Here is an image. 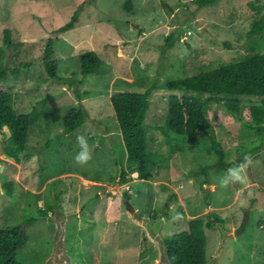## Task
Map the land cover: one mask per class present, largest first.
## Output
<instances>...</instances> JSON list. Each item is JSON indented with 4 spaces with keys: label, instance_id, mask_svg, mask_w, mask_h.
Here are the masks:
<instances>
[{
    "label": "rangeland",
    "instance_id": "rangeland-1",
    "mask_svg": "<svg viewBox=\"0 0 264 264\" xmlns=\"http://www.w3.org/2000/svg\"><path fill=\"white\" fill-rule=\"evenodd\" d=\"M125 2L0 0L1 63L18 67L4 81L14 86L10 105L15 112L35 110L20 161L3 151L11 132L0 128V227L35 216L29 240L18 252L19 263L57 264L56 220L66 222L63 253L70 264L158 261L159 247L131 212L132 205L137 217L165 218L164 238L186 228L189 219L216 211L221 219L207 228V260L217 252L221 230L234 231L248 213L244 231L225 241L214 264H264V147L250 152L257 135L215 102L208 107L220 118L217 133L205 131L194 150L176 134L167 140L157 127L167 124L168 81L243 55L247 32L264 13V0H220L204 7L197 0H133L131 11ZM69 22L73 24L67 26ZM173 32L180 39L169 47L166 38ZM49 43L57 61L55 77L44 63ZM88 50L104 63L101 73L84 77L80 58ZM148 87L149 146L160 159L148 177L129 172L122 182L117 160L127 168V151L111 96ZM71 108H82L85 121L69 131L63 120ZM78 135L85 136L92 153L84 166L74 162ZM215 138L228 154L229 166L222 170L216 166ZM249 154L253 163L246 169V183L220 187L226 170ZM205 165L211 167L201 172ZM9 180L12 194L4 186ZM177 213L183 218L173 221Z\"/></svg>",
    "mask_w": 264,
    "mask_h": 264
},
{
    "label": "trees",
    "instance_id": "trees-1",
    "mask_svg": "<svg viewBox=\"0 0 264 264\" xmlns=\"http://www.w3.org/2000/svg\"><path fill=\"white\" fill-rule=\"evenodd\" d=\"M218 1L220 0H197V3L199 7H204ZM132 5L133 0H126L127 10L131 11ZM72 24L69 22L67 26ZM247 37L249 40L247 51L236 59L205 64L195 74L168 81L167 86L172 92L166 101L167 124L157 126L167 140L172 134H176L184 141L185 147L194 150L200 145L205 131L217 133L220 118L212 114L208 107V104L215 102L224 104L231 117H240L249 130L257 135V144L250 149L252 154L264 147V13L252 22ZM166 39L167 46L172 47L179 41L180 36L173 32ZM9 42V34H5L4 44ZM226 44L230 45V42L227 41ZM1 58L2 46H0V128L7 126L11 132L3 145V151L20 161L21 153L28 145L31 119L35 115V110L15 112L10 105L14 86L5 84L4 81L8 79L10 73H17L18 67L2 65ZM80 61L84 77L102 72L104 60L94 50L86 51ZM44 63L50 75L55 77L57 61L54 59L51 43L44 51ZM187 91H191L192 94L185 93ZM199 93L206 96L202 97ZM78 94L81 98L82 94L80 92ZM151 94L152 87H148L143 91H118L111 96L127 151V168L121 160H117V163L121 162L122 182L127 181L129 172H134L136 178L148 177L151 165L156 159H160L158 153L152 151L149 146L147 116ZM245 98H249L248 103L244 101ZM84 121L85 112L82 108H71L63 120L69 131L79 127ZM212 147L219 156L216 162L217 169L228 167L227 151L216 138ZM243 159L240 157L238 162ZM210 167L205 165L200 171L207 172ZM4 186L7 187V192L12 194V181H7ZM130 197L127 191L125 198L128 200ZM47 205L50 209L54 207L50 202ZM41 212L43 215L48 213L47 209H42ZM220 219L216 211H210L189 219L186 228L167 235L165 238L173 264H204L208 259L207 228H214ZM33 221L35 216L27 215L17 224L0 227V264H20L17 255L29 240V230Z\"/></svg>",
    "mask_w": 264,
    "mask_h": 264
},
{
    "label": "water",
    "instance_id": "water-1",
    "mask_svg": "<svg viewBox=\"0 0 264 264\" xmlns=\"http://www.w3.org/2000/svg\"><path fill=\"white\" fill-rule=\"evenodd\" d=\"M129 208L131 212L134 213L135 218L139 219V221L143 224V226L145 227L148 233V236L151 239H153L159 247V253H160L159 260L155 262H151L149 264H173L171 257L169 255V246L166 242V239L163 237L161 233L162 225L164 224L165 218L161 217L160 215H158L156 220H154L153 218L151 219L150 217H145L141 215H139L140 217H137L136 209L132 205H130ZM63 218L69 219L70 216L66 215ZM248 221H249V214L245 213L241 224L236 229H234V231L221 230L220 242L217 248V252L212 259L207 260L204 264H214L215 263L214 260L218 257L219 253H221L224 247L225 241L229 237H231L233 234L239 235L240 233H242ZM55 223L57 224V227H58L57 233L55 235V239H56L55 248L58 250L57 251V254L59 256L58 258H60L57 264H70L69 259L65 257L63 253L65 250L64 243H65L66 222H61L60 220L58 221L56 220ZM219 228H221V226H219Z\"/></svg>",
    "mask_w": 264,
    "mask_h": 264
},
{
    "label": "clouds",
    "instance_id": "clouds-1",
    "mask_svg": "<svg viewBox=\"0 0 264 264\" xmlns=\"http://www.w3.org/2000/svg\"><path fill=\"white\" fill-rule=\"evenodd\" d=\"M77 144L80 148V151L75 155L74 162L77 166H84L92 159V153L89 148V144L85 136L78 135L76 137ZM253 160L250 155H245L243 161L239 164H236L232 167H229L226 170V174L220 178L219 185L222 188H228L231 184L246 183V169L252 165ZM182 215L177 213L173 216V221L182 219Z\"/></svg>",
    "mask_w": 264,
    "mask_h": 264
}]
</instances>
